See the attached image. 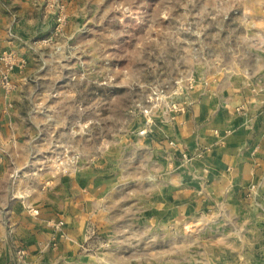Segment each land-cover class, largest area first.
<instances>
[{
  "label": "rangeland",
  "instance_id": "1",
  "mask_svg": "<svg viewBox=\"0 0 264 264\" xmlns=\"http://www.w3.org/2000/svg\"><path fill=\"white\" fill-rule=\"evenodd\" d=\"M60 1L67 23L57 38L38 44L55 32L46 38L37 33L43 26V0H0L2 27L13 18L23 41L36 40L24 51L0 50L4 57L19 52L26 58L25 68L11 73L16 89H3L0 79V155L7 151L1 141L9 136L40 139L23 144L24 153H32V146L35 155L23 160L19 171L6 156L4 168L14 172L0 176L1 216L6 219L14 199L23 201L14 198L15 187L19 195H29L32 169L48 179L60 162V171L81 169L112 152L116 169L129 176L127 181L121 177L112 220L105 229L90 227L88 243L47 264H214L216 254L207 253H216L221 242L214 237V219L153 225L142 203L136 206V165L120 160L118 150L142 121L137 107L153 87L193 74L198 88L206 75L233 72L231 62L247 58L239 47L243 42L264 51L260 33L234 32L238 23H247L238 18L248 0ZM29 60V76L20 85L12 75L23 73ZM3 71L0 63V77ZM19 85L21 91L14 94Z\"/></svg>",
  "mask_w": 264,
  "mask_h": 264
},
{
  "label": "crops",
  "instance_id": "2",
  "mask_svg": "<svg viewBox=\"0 0 264 264\" xmlns=\"http://www.w3.org/2000/svg\"><path fill=\"white\" fill-rule=\"evenodd\" d=\"M242 17L247 23H238L234 32L264 37V0H248L238 19ZM15 22L11 18L2 27L0 21V50L24 51L35 45L36 40L23 41ZM54 27V11L43 0V26L37 33L46 38ZM239 47L247 58L232 61L233 72L206 75L185 116L175 121L156 117L144 135L146 126L139 122L118 150L120 160L136 165V206L142 203L153 225L214 219V237L221 241L216 253L207 252L216 254L214 264H264V51L250 41ZM30 65L29 60L26 70L12 79L23 84ZM39 140L18 135L2 139L7 151L0 155V176L14 172L4 168L6 156L19 171L22 161L35 155L32 146V153H24L23 144ZM117 161L110 152L81 169L52 171L48 179L41 170L29 171L28 197L14 199L6 219L0 213V264H47L51 257L88 243L90 227L105 229L121 182L132 175L129 168L127 177L120 174ZM58 221L64 222L63 234L54 227Z\"/></svg>",
  "mask_w": 264,
  "mask_h": 264
},
{
  "label": "built area",
  "instance_id": "3",
  "mask_svg": "<svg viewBox=\"0 0 264 264\" xmlns=\"http://www.w3.org/2000/svg\"><path fill=\"white\" fill-rule=\"evenodd\" d=\"M47 4L54 11L56 22L55 32L52 38L45 39L42 42H37L38 44L47 43L48 41L57 38L68 19L66 8L60 0H47ZM18 53L12 52V54L8 55V57L0 55V63L4 66V71L0 77V79H2L1 86L3 89L8 91L16 89V85L11 82V73L17 67L25 68L26 66V58L22 54L19 53V55ZM201 75L199 78L204 80ZM197 83V76L189 74L183 76L181 80H176L174 85L165 84L153 87L146 97L145 102L137 107L142 115V121L146 126L145 130L142 131L141 134H146L148 129L155 124L156 117H160L163 120L175 121L177 117L185 116L192 106L191 95L192 92L197 89ZM64 171L66 170L60 172ZM16 190H14V198L25 200V197H28V194H24V196L19 195ZM53 224L57 233L63 234L64 222L58 221ZM18 254L19 257L22 258L24 251L20 250Z\"/></svg>",
  "mask_w": 264,
  "mask_h": 264
},
{
  "label": "bare ground",
  "instance_id": "4",
  "mask_svg": "<svg viewBox=\"0 0 264 264\" xmlns=\"http://www.w3.org/2000/svg\"><path fill=\"white\" fill-rule=\"evenodd\" d=\"M57 165H58V166H57ZM57 165H56L57 167L55 166V167L57 168L56 171H57V172H60V169L62 168V166H63L64 164L60 162V163L57 164Z\"/></svg>",
  "mask_w": 264,
  "mask_h": 264
}]
</instances>
